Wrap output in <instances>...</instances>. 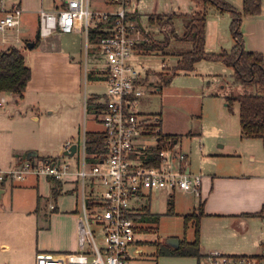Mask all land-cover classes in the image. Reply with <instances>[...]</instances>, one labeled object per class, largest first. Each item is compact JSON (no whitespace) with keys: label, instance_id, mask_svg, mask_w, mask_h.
<instances>
[{"label":"rangeland","instance_id":"rangeland-1","mask_svg":"<svg viewBox=\"0 0 264 264\" xmlns=\"http://www.w3.org/2000/svg\"><path fill=\"white\" fill-rule=\"evenodd\" d=\"M17 1L23 10L27 8L32 10L30 13L24 11L21 20L22 26L33 32L37 25V8L40 6V0ZM53 1L57 2L58 0H43L42 7L48 8L50 3L53 4ZM176 1L182 3L178 6L180 9L187 10L188 6L186 8V5L190 3L187 0H158V9L170 10L171 5L173 10H177ZM220 1L237 11H241L242 0ZM191 2L195 7L194 12L203 11L200 3L195 0H191ZM131 8L133 10L138 9L139 12L143 11L141 2L137 5L134 0H131ZM204 8L205 32L207 31L206 38H208L205 51L211 53L228 52L234 45L229 28L230 13L219 9L212 3H207ZM90 9L105 11L110 7L105 3V0H90ZM149 15L159 16L161 22L167 20L164 17L166 14ZM245 18H251V25L244 28V33L240 30L243 41L248 45L255 44L264 49V36L256 32L259 26L264 25V0L261 1L259 15L244 16L242 20ZM255 20H259L256 25L254 24ZM171 21L174 23L172 29L166 24L164 26H150L144 15L140 17L141 25L148 34L150 33L158 41L164 38L165 33H169L175 39L180 38L182 34L180 22L182 23V20L172 19ZM74 32L70 35L58 33V40L70 47L74 46L80 49V53L75 57L77 59L80 57L83 65L87 54L90 55L92 52L98 53L102 62L104 60L103 52L100 49L91 48V44L85 41L84 30ZM250 32L252 34H249ZM142 36L145 38L144 35ZM31 37L32 35L28 34L21 35L20 39L28 42ZM147 39L149 40V38ZM213 39H215L214 42ZM171 45H174L172 41L168 46L169 48L165 50L166 56L154 54L140 57L141 65L150 69V79L152 78L153 83L147 82L144 95L138 99V111L147 118L159 117L162 131L175 136L179 150L189 156V166L192 173H198L207 178L212 173H225L235 167L243 168V171L249 173V169L260 166L259 162L264 156L262 140L242 138L238 119V104L235 103L232 106V111L224 106L223 98L225 96L232 95L235 90L238 92L241 90L231 77L232 70L220 63L202 60L194 65V72H177V75L172 76L170 83L166 85L164 82L174 73L177 61L176 50H173ZM83 68L85 71L87 70L86 66ZM215 74L222 76L214 79L212 75ZM92 85L85 88L81 86L82 94L79 103L83 102V94L86 97L91 92L99 94V101L103 99L101 92L105 87L95 83ZM156 88H160L161 91L157 92ZM211 93L224 97H211ZM6 99L9 101V98L6 97ZM77 100L78 97H71L55 104L49 103L45 108L26 109L21 106L20 110L17 111L13 103L1 102L0 170L9 169L8 167L14 162L13 159L16 155L8 152L6 145L16 137L33 139L36 145L39 142L41 147H49L54 144L55 138L72 123H76V129L82 132L84 118L88 120V130L100 131L102 128L97 120L89 121L91 113L87 108L80 115L74 110L72 115L68 113V106L75 103L77 106L79 105ZM33 116L36 118L35 120H32ZM97 116L100 118V113ZM151 122L149 120V123ZM142 140L149 141L151 138ZM58 152L59 148H56L54 151L51 150L48 155L56 156L67 162V157L60 156L57 154ZM39 153L42 154L43 152L39 151ZM86 165L89 166L87 160ZM255 174L257 172L251 173V175ZM17 180L19 179L14 180L13 186L6 185V193L3 200L0 201V244L7 243L9 245L5 251L0 248V264L4 260L10 261L11 264H33L34 252L37 247L38 249L50 250L59 247L62 232L57 229L58 225L53 220V213L70 209L73 211V199L69 198L68 195H62L55 199L59 209L52 212L49 205L55 204V201L50 198V193H48L50 186L47 189L44 185V190L48 192L40 198L37 196V190L34 187L25 189L21 181ZM10 189L13 190L10 191ZM194 194L195 196L178 191L170 193L164 190L159 192L155 199L138 200V202L133 203L132 206L140 214L138 224L142 227L139 235L137 234V239L140 241L137 244L142 249V253L137 256V264H156V247L165 248L164 242L169 237L186 241L192 240L194 220L189 221L184 227L183 216L193 213V205L197 206L199 200L203 202L206 198L201 190V185L199 191ZM32 201V206H30ZM172 201L175 205V213L173 211V214L169 215L167 214V204L172 203ZM92 230L96 243L101 244L100 231L95 226H92ZM31 255L33 256L30 257ZM21 261L23 262L21 263Z\"/></svg>","mask_w":264,"mask_h":264},{"label":"built area","instance_id":"built-area-1","mask_svg":"<svg viewBox=\"0 0 264 264\" xmlns=\"http://www.w3.org/2000/svg\"><path fill=\"white\" fill-rule=\"evenodd\" d=\"M105 3L112 9L91 10L90 0H58L51 9L37 10L36 34L40 40L56 33L84 30L87 42L88 29L103 24L105 36L93 45L103 52L106 79L103 99L94 114L102 126L105 151L97 155L95 162L86 165L84 134L79 143L66 141L62 146L63 151L70 152L76 145L71 155L77 156L74 171L59 158L37 155L0 170V183L31 174L57 181L62 188L67 176L75 177L72 193L77 198L78 251L59 256L38 254L35 264H137V256L142 253L137 234L142 227L133 219L139 214L133 203L151 200L164 190L197 193L201 185L202 176L191 172L187 153L179 150L177 140L160 134L159 117L147 118L138 111V99L144 95L148 80L146 70L133 65L130 57L137 45L149 40L129 18L133 14L131 0ZM23 12L17 0H0V38L8 47L21 42ZM148 138L151 140H142ZM54 208L51 203L49 209ZM92 226L100 231L101 244L96 243ZM198 264H264V254L212 251L201 256Z\"/></svg>","mask_w":264,"mask_h":264},{"label":"crops","instance_id":"crops-1","mask_svg":"<svg viewBox=\"0 0 264 264\" xmlns=\"http://www.w3.org/2000/svg\"><path fill=\"white\" fill-rule=\"evenodd\" d=\"M138 5L141 2L142 12L138 9H132V13L137 16H147L149 14H174V15H186L191 14L195 11L194 4L189 1V5H186L187 10L180 9L178 6L182 5L176 1L175 6L177 10H173L170 5V10H159L157 1L158 0H134ZM43 0H40V6L42 7ZM50 3V6L45 9H51L54 6ZM38 7V8H39ZM111 10L112 7L109 6ZM37 8V10H38ZM44 8V7H43ZM194 8V10H193ZM25 12H32L31 9H24ZM131 16H129L130 18ZM251 18L243 19L241 21L240 30L243 32L244 28L250 23ZM180 22V21H179ZM259 22L255 20L254 24ZM262 23V21H260ZM180 24H182L180 22ZM37 27V25H36ZM36 27L32 31H28L26 27L21 25L19 28V37L21 35H32L31 38H27L28 41L34 40L36 36ZM28 31V32H27ZM79 31V30H75ZM245 32V31H244ZM243 32V33H244ZM256 32L264 36V25L259 26ZM30 33V34H29ZM73 33H75L73 31ZM68 33L66 35L73 34ZM207 31L205 32V46L207 48L208 38H206ZM249 34H252L250 32ZM8 40H13L11 36L7 37ZM215 39H213L214 42ZM21 41V39H20ZM25 41L15 43L17 48L24 57L25 65L30 69L31 76L26 85L25 91L18 97L8 92H0V103L11 102L16 107V111L20 110V107L26 109L33 108H45L49 103H58L61 100H67L68 98L78 97V106H68V113L72 115V111H76L78 115L84 109L87 108L91 113V119L95 120L94 114L96 107L99 102V94L97 92H91L90 95L85 97L83 94V102L79 103L81 98L82 89L81 86L87 87L92 83L98 84L105 87L106 79V62L100 60L98 53L92 52L84 59V65L82 59L75 57L80 53V49L72 46H68L66 43H62L58 40V33L53 34L46 40H40L35 47L28 49ZM35 42V41H34ZM91 48H96L95 45H90ZM8 47V44L1 42L0 38V50H4ZM98 49V48H96ZM244 49L246 52L260 53L264 57V49L262 47L254 45H248L244 41ZM219 53V52H218ZM154 54L163 55L161 50H146L143 48L136 47V50L132 53L130 60L136 67H143L146 70V80L153 83L152 78L150 79V69L141 65V56H150ZM101 62V63H100ZM163 64V63H162ZM196 65V64H195ZM87 70L85 71V68ZM164 67H166L164 65ZM84 69V70H83ZM194 72V69L193 71ZM189 72V73H191ZM90 74V79H87V74ZM214 79L222 75H212ZM215 76V77H214ZM155 83V82H154ZM157 85V83H155ZM93 86V85H92ZM157 92H160V88H156ZM238 92L235 90V93ZM102 94L104 93L101 92ZM211 97L223 98L224 96L216 95L211 93ZM9 98V101H7ZM53 101V102H52ZM224 101V98H223ZM225 103V101H224ZM226 107V103L224 104ZM139 110V106H138ZM140 112V111H139ZM21 114V113H18ZM22 116V115H20ZM36 118L33 116L32 120ZM83 131L76 129V123L68 125V127L55 138L54 144L49 147H41L36 145L33 139L26 138H15L9 144L6 145L7 151L12 155H16L13 159L14 162L8 168L19 165V163L25 160L27 152L33 151L41 158H57L56 156L48 155L52 150L59 148V154L62 155V146L66 141H73V143H79L80 139L87 132H98L101 133L102 129L99 130H88V120L84 118ZM90 123V122H89ZM92 124L94 122H91ZM95 124V123H94ZM97 125V124H96ZM101 126V124L99 123ZM161 121L159 119L158 129L161 135H170L164 133L161 129ZM102 128V126H101ZM176 139V138H175ZM177 140V139H176ZM256 140V139H255ZM76 146V145H75ZM39 151L43 152L42 154ZM14 153V154H13ZM77 156H68L67 162L70 164L71 170L74 171ZM252 161V159H250ZM187 163L189 166V156L187 155ZM260 166L255 169H249V173L243 171V168L235 167L229 169L225 173H212L207 178L202 175L201 190L205 194L206 198L203 203V216L200 219V240H199V254L201 256L208 254L212 251H218L224 254H236V255H253L258 256L264 254V156L259 162ZM5 169V168H3ZM190 169V166H189ZM252 172H257L255 175H251ZM254 177V178H253ZM33 178V179H32ZM67 181L62 185L61 193L57 197L62 195H68L69 198L73 199V211L60 210L53 213V220L56 221L58 228L62 235V240L56 249H35L33 264H35L36 256L42 253L64 255L74 253L78 251L77 245V198L73 192L74 188V176H67ZM21 181L22 186L25 189L31 186L37 190V196L42 198L47 194L48 191L44 190V185L49 189L50 183L47 178L42 176H34L31 174L25 175L23 178L17 180ZM7 182V183H6ZM15 181H5L0 183V201L3 200L6 193V185L13 186ZM13 189H10L12 191ZM183 192V191H178ZM50 193V192H48ZM193 194L192 192H183ZM71 194V195H69ZM156 193L154 199L157 197ZM173 198V197H172ZM200 201V200H199ZM198 201V202H199ZM30 202V206H32ZM173 203V201H172ZM197 206L193 205V211ZM55 208L59 209L56 200ZM51 211V210H50ZM173 211L175 213V205L173 203ZM188 215V214H186ZM63 222V223H62ZM1 249L7 250L9 245L7 243H1ZM59 248V249H58ZM17 253V251H14ZM31 255L30 257H32ZM26 261V260H25ZM199 259L196 257H185V256H173V255H162L156 259V264H198ZM23 261H21L22 263ZM1 264H11L10 261L4 260Z\"/></svg>","mask_w":264,"mask_h":264},{"label":"trees","instance_id":"trees-1","mask_svg":"<svg viewBox=\"0 0 264 264\" xmlns=\"http://www.w3.org/2000/svg\"><path fill=\"white\" fill-rule=\"evenodd\" d=\"M193 1V0H192ZM200 3L203 11L192 12L186 15H164L166 21H160L159 16L149 15L147 23L150 26L169 25L171 29L174 26L172 19L182 20L181 36L175 39L169 33L164 34L162 40H156L145 28L139 27L136 21L137 14L130 17L134 26L140 29L145 38H149V43H141L137 45L139 48L146 50H161L166 56V48L172 41L173 50H176L177 58L174 73L164 83L168 85L172 76L177 72H191L194 65L199 61H207L220 63L232 70L231 77L234 83L239 85L240 92L237 94L225 96L224 101L229 111L232 106L238 104V119L241 137L245 139H261L264 146V57L260 53L246 52L244 50V41L240 31L242 17L259 15L261 12L262 0H242L241 11H237L228 4L222 3L220 0H195ZM212 3L219 9L228 11L231 16L229 25L230 34L234 41V45L228 52L211 53L205 51V5ZM103 24L97 23L88 29L87 42L89 44H97L99 40L105 36L102 32ZM35 44L40 41L35 36ZM30 69L25 65L22 53L14 46L0 50V92H8L21 97L25 91L26 85L30 79ZM90 79V74H87ZM99 107V106H98ZM175 139V136L165 135ZM104 135L98 132H87L84 138L86 159L88 162H95L98 154H102L105 149L103 147ZM31 151L27 152L30 153ZM27 155V154H26ZM50 198L55 199L61 193V184L57 181L50 180ZM167 214H173V203L167 204ZM56 208L52 210L55 211ZM139 215H134L135 221L139 220ZM203 216V203L198 202L195 211L191 214L183 216V225L187 226L188 222L194 220L193 238L191 241L180 240L178 249L174 250L169 247H156V257L162 255L187 256L201 258L199 254L200 240V219Z\"/></svg>","mask_w":264,"mask_h":264},{"label":"water","instance_id":"water-1","mask_svg":"<svg viewBox=\"0 0 264 264\" xmlns=\"http://www.w3.org/2000/svg\"><path fill=\"white\" fill-rule=\"evenodd\" d=\"M136 21H137L138 26H139V27H142V25H141V23H140V19H139L138 16L136 17ZM34 44H35L34 40H31V41L26 42L25 46H26L28 49H32V48L34 47ZM74 152H75V146L73 145V146L71 147V149H70V152H67V151L65 150V151H62L61 154L64 155V156H66V155L71 156V155L74 154ZM33 156H36V153L33 152V151H31L30 153H27V155L25 156V157H26L25 159H28V158L33 157ZM0 192H1V190H0ZM179 241H180V240H179L178 238H175V237H169V238H167V239L165 240L164 244H165L167 247L176 250V249H178V247H179Z\"/></svg>","mask_w":264,"mask_h":264}]
</instances>
